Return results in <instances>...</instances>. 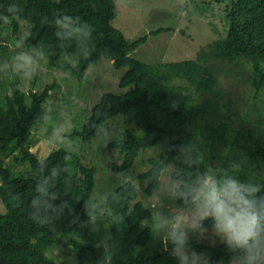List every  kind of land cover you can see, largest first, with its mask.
<instances>
[{
  "label": "trees",
  "instance_id": "16d2710c",
  "mask_svg": "<svg viewBox=\"0 0 264 264\" xmlns=\"http://www.w3.org/2000/svg\"><path fill=\"white\" fill-rule=\"evenodd\" d=\"M10 5H15L12 12L7 10ZM60 14L79 17L82 25L91 26V35L85 38L58 29L53 20ZM118 14L115 0H0V17H6L0 19V31L7 28L15 37L25 23L28 33L21 43L22 51L37 53L50 68L60 67L78 81H83L88 69L101 59L112 61L116 69H126L119 85L133 88L122 95H103L84 119L82 130L71 137L90 142L100 132L96 127L118 117L135 125L143 135L126 131L122 143L115 145L113 141L108 146L118 147L122 157L120 163L112 165L116 173L129 171L143 150H158L139 176L148 182L147 194L157 189L159 170L172 165L173 172L184 169L187 174H196L219 171L228 161L238 160L244 165L240 175H247L249 168L264 173V141L257 139L254 146H248L244 132L233 136L229 121L218 109V92L209 66L197 60L152 65L133 57L146 37L129 41L113 25ZM225 19L226 34L218 43L221 56L249 64L254 91L264 92V0H231ZM56 31L62 34L57 36ZM9 88L10 94L0 102L1 154L9 158L20 152L17 163H28L39 173L38 178L55 167L59 174L55 190L60 192V199L69 202L74 214H80V221H86L83 199L93 195L97 170L64 148L43 159L28 149L35 125L45 120L44 105L52 87L26 94L19 74H13ZM248 137L253 138L251 134ZM188 143L194 145L198 156L192 168L177 157L178 148ZM39 160H44V168ZM38 178L14 175L0 159V200L5 207L0 215V264H57L47 251L61 237L71 245L78 264H99L105 246L111 257L108 264L166 263L163 254L150 255L146 250L153 234L145 225L151 211L138 202L134 184L125 182L98 205L105 210L98 219L106 217L110 221L108 237L107 228L97 222L93 226L72 222L67 210L51 223L33 221L29 213L35 209L29 208V201ZM108 208L111 214L106 213ZM190 242L197 252L208 255L212 264L228 255L223 244L206 245L192 238Z\"/></svg>",
  "mask_w": 264,
  "mask_h": 264
},
{
  "label": "rangeland",
  "instance_id": "374dc122",
  "mask_svg": "<svg viewBox=\"0 0 264 264\" xmlns=\"http://www.w3.org/2000/svg\"><path fill=\"white\" fill-rule=\"evenodd\" d=\"M115 1L119 14L113 25L131 42L146 37L145 43L133 53V57L152 65L183 60H197L208 65L218 92V109L229 121L233 136L244 132L249 141L248 146H254L257 139L264 141V92L257 94L254 91L251 66L243 60L223 58L218 46L226 34V9L231 0ZM27 33L25 23L15 37L7 28L0 31V102L10 94L9 84L13 74H19L21 89L26 94L52 87L50 97L44 105L45 120L35 125L33 138L28 145L29 151L43 159L56 149L64 148L76 153L84 163L94 167L97 174L93 194L96 193L98 205L104 204L109 195L128 182L126 177L131 172L137 177V184L134 186L138 202L152 212L156 190L152 195L147 194L148 182L139 179V176L147 170L146 161L156 156L157 149L143 150L129 171L116 173L112 165L121 162V155L118 153L119 159L109 164L105 157H111L114 149L109 148V144L103 149L92 144L93 140L102 138V132L96 134L90 142H83L80 137H71L73 133L82 130L84 119L91 114L92 108L100 102L103 95H122L133 88H121L119 85L126 69H116L112 61L101 59L88 69L83 81H78L60 67L50 68L37 53L22 51L20 46L24 39L21 40V37L25 38ZM16 41H20L19 46H16ZM17 53H27L33 58L29 69L32 74L29 77L24 76V69L16 66L14 56ZM110 123L122 127L124 136L126 131L143 135L135 125L126 123L123 117ZM248 134L253 138H249ZM20 157V152L9 158H5L0 152V159L12 169L14 175L38 178L39 173L32 170L28 163H17L16 159ZM173 169L172 165L169 170ZM160 180H163L162 176ZM163 207L172 214H179L183 205L174 200H166ZM4 212L5 207L0 200V215ZM97 223L107 228L106 236L109 237V219L101 217L97 219ZM145 225L152 229L151 219ZM191 238L212 245L209 242L212 239L210 234H192ZM219 244L222 243L217 242L215 245ZM167 249V245L153 232L147 252L150 255L163 254L165 264H172L175 260ZM47 255L57 264H78L71 245L62 237L56 245L50 247Z\"/></svg>",
  "mask_w": 264,
  "mask_h": 264
},
{
  "label": "clouds",
  "instance_id": "9594fccd",
  "mask_svg": "<svg viewBox=\"0 0 264 264\" xmlns=\"http://www.w3.org/2000/svg\"><path fill=\"white\" fill-rule=\"evenodd\" d=\"M14 8L15 5H10L7 10L12 12ZM79 21V17L60 14L53 20V24L58 29L89 37L91 26L82 25ZM61 34V31H56L57 36ZM19 44L20 41H16V46ZM14 60L18 68L24 69L25 77L32 74L29 69L33 58L29 54L17 53ZM96 128L103 134L102 138L92 141L96 148H106L113 141L119 145L124 140V129L116 124L107 123ZM118 153L119 149L115 147L112 156L105 157L109 164L119 159ZM195 153L194 145L188 143L178 148L177 157L187 168H192L198 163ZM38 163L41 168L45 167L44 160ZM243 166L238 160H230L219 171L204 170L187 174L184 169L173 172L164 167L159 170L163 180L158 181L150 214L151 225L155 236L170 245L167 250L175 264H212L208 255L192 248V234H210V244L219 242L224 245L227 257L217 259L214 264H264V173L249 168L247 175L242 176L240 172ZM58 175L57 169L53 167L37 179L34 194L29 201V208L35 209V212H30L29 217L35 222L51 223L62 217L67 210L68 215L72 216V222L95 225L105 211L98 207L96 193L83 199L82 208L87 219L80 221V214H74L69 202L60 199V192L55 190ZM126 179L129 185L137 184V177L131 172ZM166 200L181 202V212L172 214L166 211L163 207ZM106 213L111 214V210L108 208ZM110 259L105 246L99 264H108Z\"/></svg>",
  "mask_w": 264,
  "mask_h": 264
}]
</instances>
